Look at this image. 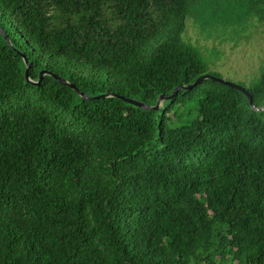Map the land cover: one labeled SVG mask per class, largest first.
Segmentation results:
<instances>
[{"label": "trees", "instance_id": "1", "mask_svg": "<svg viewBox=\"0 0 264 264\" xmlns=\"http://www.w3.org/2000/svg\"><path fill=\"white\" fill-rule=\"evenodd\" d=\"M187 19L264 0H0V264H264V111L208 79L118 98L221 78ZM237 85L264 107L263 68Z\"/></svg>", "mask_w": 264, "mask_h": 264}, {"label": "rangeland", "instance_id": "2", "mask_svg": "<svg viewBox=\"0 0 264 264\" xmlns=\"http://www.w3.org/2000/svg\"><path fill=\"white\" fill-rule=\"evenodd\" d=\"M216 30L198 33L187 19L182 37L201 49L208 71L217 72L232 83L248 86L259 70L264 69V23L253 22L247 31Z\"/></svg>", "mask_w": 264, "mask_h": 264}, {"label": "water", "instance_id": "3", "mask_svg": "<svg viewBox=\"0 0 264 264\" xmlns=\"http://www.w3.org/2000/svg\"><path fill=\"white\" fill-rule=\"evenodd\" d=\"M1 32V30H0ZM2 33V32H1ZM24 59V58H23ZM24 63H25V70H24V78L26 80L27 83L29 84H32V85H36L38 86L40 81H41V78L44 74H50L49 72H46V71H41L39 73V79L37 82H34L33 80H31L29 78V75H28V70H29V65L28 63L26 62V60L24 59ZM57 81L61 82V83H65V84H68L66 81L58 78L56 75L54 74H51ZM212 80V81H216V82H219L221 84H224V85H228L234 89H236L237 91L241 92L248 100L249 102V105L250 107L255 110V111H258V112H261V111H264V107L263 108H257L254 103H253V97L251 95V93L245 89L244 87L240 86V85H237L235 83H232L230 81H227L225 79H222V78H218V77H214V76H211L209 74H205V75H202L200 77H198L193 83L191 84H188V85H182V86H178L176 87L170 95L168 96H165V95H160L156 101V104L154 106L152 105H146L144 103H141L139 101H135V100H132V99H128V98H124V97H118L120 98L122 101L130 104V105H133V106H136L140 109H143V110H154V111H158L161 107H162V104L164 101L166 100H172L173 97L181 90H190L192 89L194 86H196L197 84H199L201 81L203 80ZM69 86L75 90L82 99H86V100H93V99H100V98H105V97H110L109 95H101V96H97V97H89L87 96L86 94H84L83 92H80L78 91L76 88H74V86L72 84H69ZM117 97V96H116Z\"/></svg>", "mask_w": 264, "mask_h": 264}]
</instances>
